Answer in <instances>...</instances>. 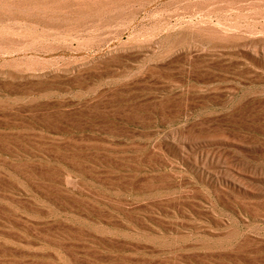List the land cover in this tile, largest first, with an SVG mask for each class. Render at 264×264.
Here are the masks:
<instances>
[{"label": "rangeland", "instance_id": "rangeland-1", "mask_svg": "<svg viewBox=\"0 0 264 264\" xmlns=\"http://www.w3.org/2000/svg\"><path fill=\"white\" fill-rule=\"evenodd\" d=\"M0 11V264H264V0Z\"/></svg>", "mask_w": 264, "mask_h": 264}, {"label": "bare ground", "instance_id": "bare-ground-1", "mask_svg": "<svg viewBox=\"0 0 264 264\" xmlns=\"http://www.w3.org/2000/svg\"><path fill=\"white\" fill-rule=\"evenodd\" d=\"M71 2L75 6L70 9L72 12L79 13L93 8L84 0H0V11L8 14L64 11Z\"/></svg>", "mask_w": 264, "mask_h": 264}]
</instances>
